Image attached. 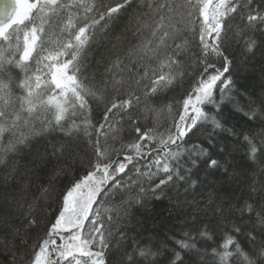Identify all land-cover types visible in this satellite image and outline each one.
I'll return each mask as SVG.
<instances>
[{
	"label": "snow or ice",
	"instance_id": "6c2138e0",
	"mask_svg": "<svg viewBox=\"0 0 264 264\" xmlns=\"http://www.w3.org/2000/svg\"><path fill=\"white\" fill-rule=\"evenodd\" d=\"M133 4L134 0H122L115 6L97 4L96 0H0V167L7 169L0 190V218L9 222L14 205L22 200L21 207L26 206L22 215L27 218L24 233L28 236L40 227L42 221L37 214L52 208L48 201L54 200L56 205L54 221L48 222L45 237H37L31 264H146L149 256L160 254L158 243L143 241L151 243L156 252L140 248L136 242L124 246L128 224L144 207L146 189L142 178L150 184L147 191L157 194V190L163 192L173 184L174 177L187 182L192 168H219L221 162L207 148L199 144L187 147L190 135L195 136L208 125L219 129L225 139L236 135L226 127L224 113L226 109L231 111L229 105H233L234 97L243 98V85L233 79L241 67L225 54L222 45L227 42L233 14L246 20L242 31L253 29L256 23L264 24V14L252 7L253 0H153L147 11L137 9L129 16L138 42L123 56L116 54L96 82L85 75L86 47L94 39L97 25L107 26L109 21L119 19L122 9L127 14ZM145 29L147 36L143 34ZM193 34L199 38V63L204 68L193 92L183 100L178 119L173 116V123L163 132L153 128L142 132L136 126L137 140L123 146L128 154L123 159L114 158V154H121L114 146L118 134L110 135L115 125L124 116L132 119L137 108H147L152 97L173 87L186 74L188 37ZM245 47L242 55L248 60L258 52L264 60V31L249 37ZM212 57L221 59L220 67ZM90 99L104 107L98 127L90 119ZM257 105L264 113V95L249 99L244 114L250 119L256 117L264 127ZM205 106L214 111H207ZM168 111L171 113V106ZM81 132L88 138L85 146L92 149L90 156L85 153L79 157L85 174L57 194L51 181L68 174L59 166L62 160L71 158L76 163ZM244 140L255 158L258 149L253 138L249 134ZM216 147L227 154L226 145ZM20 153L34 155L40 166L36 179L41 184L44 177L49 178L39 198L30 191L32 177L22 176L15 162L9 163L10 155ZM153 153L146 171L135 166V160ZM130 172L134 175H128ZM161 173L164 175L159 182L151 184ZM247 207L251 211V206ZM140 227L143 229V225ZM232 227L235 232L241 231L238 225ZM12 228L14 236L21 231L14 225ZM260 235L264 236V232ZM114 237L118 239L114 241ZM248 238L252 245L249 251L229 235L221 244L223 252L214 249L213 254L219 256L220 264H229L233 255L242 257L244 264H264V243L257 244L252 232ZM20 242L26 244L27 240L21 237ZM113 243L121 245L122 255L109 261L106 251ZM176 243L181 249H195L194 242ZM233 245L235 253L230 250ZM128 247L133 250L129 252ZM11 255L14 260L15 252ZM150 264L187 261L185 254L173 250L171 255L165 254L163 261Z\"/></svg>",
	"mask_w": 264,
	"mask_h": 264
},
{
	"label": "trees",
	"instance_id": "16d2710c",
	"mask_svg": "<svg viewBox=\"0 0 264 264\" xmlns=\"http://www.w3.org/2000/svg\"><path fill=\"white\" fill-rule=\"evenodd\" d=\"M101 2L115 6L122 0H96L97 4ZM152 2L153 0H134L133 7L127 14L122 9L119 19L109 21L105 27L97 25L94 39L86 47L85 75L99 82L110 60L116 54L123 56L132 45L138 42V37L133 35L135 25L134 23L129 24V16L137 9L147 11V5ZM252 7L264 14L262 0H253ZM247 11V9L244 10L245 16ZM233 17L229 21L231 28L227 42L222 45V48L225 54L241 67V71L233 79L243 85L241 89L243 98L234 97L233 105H229L231 111L226 109L224 113L227 118L226 127L233 129L236 135L225 139L220 134V130L212 128L211 125L195 136L190 135L187 147L191 148L192 145L199 144L207 148L213 158L221 162L219 168H208L205 165L192 168L187 182L176 180L174 177V183L166 186L163 192L157 190V194L147 191L150 184L146 182V178H142L146 189L142 201L144 207L139 209L135 219L128 224L124 246L136 242L138 247L156 252L157 249L152 248L151 243L145 244L143 241L158 243L160 254L149 256L146 264L154 260L163 261L165 254L171 255L173 250L185 254L187 264H191L188 257L196 260L198 264H220L219 256L214 255L213 250L223 252L221 244L229 235L235 237L236 242L244 251H249L252 247L248 238L249 232L256 234L257 244L264 243V236L260 235L264 232V223H261L264 219V127L256 122V117L250 119L244 114L247 111L249 99L264 95V60L259 52L251 60H248L246 55H242L246 51L245 45L249 37L259 36L260 32L264 31V24L256 23L253 29L242 31L246 20L240 15L233 14ZM103 24L104 22L101 21V25ZM143 34L147 36L148 30L145 29ZM188 41V52L184 62L186 74L179 78L173 87L152 97L147 108L143 105L137 108L133 112L132 119L124 116L115 125L110 135L118 134L119 139L116 140L114 146L120 149L121 154L119 156L114 154V158L123 159V155L128 154L123 146L137 140L136 126H140L142 132L148 128L163 132L173 123V116L178 119V113L183 110V100L193 92L204 68V64L199 63L201 49L198 35L189 36ZM256 43L259 44L260 41L257 40ZM211 60L217 67H220L222 63L220 58L212 57ZM245 65L247 66L244 67ZM211 71L210 69L209 72ZM13 75L15 76V72ZM204 78H207V74H204ZM217 87L219 88V82ZM90 103L92 105L90 119L92 124L98 127L99 122L102 121L104 107L103 105L98 106L91 99ZM169 106L172 109L171 113L168 111ZM205 108L207 111H214L211 106H205ZM256 109L260 119L264 120V113H260L259 105ZM80 119L81 117H77L78 121ZM133 119L136 120L135 125ZM249 134L257 145L255 158L250 154L248 144L244 140V136ZM79 135L82 143L78 154L74 150V154H77L76 163H73L71 158L67 162L62 160L59 166L67 169L68 174L51 181L56 186L57 194L61 188L69 186L71 182L85 174V166L79 162V157L85 153L90 156L92 149L91 146H85L88 138L83 132ZM210 139L211 142H209ZM217 144L226 145L227 154L219 152ZM154 156L155 153L152 156L137 159L134 164L142 171H146ZM184 158L186 159V156ZM8 159L10 164L15 162L22 176L32 177L33 183L30 191L36 198H39L40 189L47 186L49 178L44 177V184L36 179L40 166L35 161L34 155L26 156L20 153L10 155ZM225 168L228 170L227 174H225ZM6 174L7 169L0 167V190H2ZM128 175H134V173L130 172ZM163 175L161 173L156 176L150 183H158ZM23 203L22 200H17L9 222L6 223L0 218V264H31L34 256L33 250L39 242L37 237L44 238L48 222L54 221L56 205L54 200H50L48 203L52 204V208L37 214V218L42 221L39 229H33L28 236H25L27 218L22 215L26 211V206L21 207ZM249 205L251 211L248 210ZM234 224L240 227V232L233 230ZM13 225L21 229L15 236ZM140 225H143V229ZM202 232H206L207 235L202 236ZM21 237L27 240L26 244L20 242ZM113 239L115 241L118 237ZM177 241L194 242L195 249H181ZM132 250V247H128L129 252ZM230 250L235 253V245ZM12 252H15L14 260ZM121 255V245L116 243H113L106 251L109 261L118 260ZM229 264H244V262L242 257L233 255Z\"/></svg>",
	"mask_w": 264,
	"mask_h": 264
},
{
	"label": "rangeland",
	"instance_id": "374dc122",
	"mask_svg": "<svg viewBox=\"0 0 264 264\" xmlns=\"http://www.w3.org/2000/svg\"><path fill=\"white\" fill-rule=\"evenodd\" d=\"M58 243H59V241H58Z\"/></svg>",
	"mask_w": 264,
	"mask_h": 264
}]
</instances>
